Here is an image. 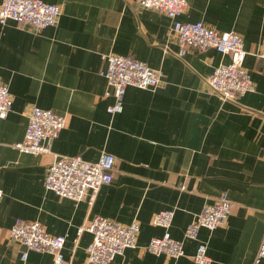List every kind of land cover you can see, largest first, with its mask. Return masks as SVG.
Masks as SVG:
<instances>
[{"label": "crops", "instance_id": "1", "mask_svg": "<svg viewBox=\"0 0 264 264\" xmlns=\"http://www.w3.org/2000/svg\"><path fill=\"white\" fill-rule=\"evenodd\" d=\"M41 1L61 8L55 26L38 32L13 21L0 26V84L12 97L0 121V264H52L49 254L30 252L22 260L24 248L9 238L16 219L65 236L63 264H89L85 250L92 236L77 237V230L96 217L140 227L136 247L110 264H196L200 243L210 264H252L264 237V0H186L178 18L242 37L243 67L254 90L233 102H223L207 85L229 57L214 49L179 57L172 21L141 9L139 0ZM107 55L144 63L160 73L161 84L128 87L122 113L109 115L113 98L99 75ZM31 107L67 119L48 154L15 149ZM102 154L115 158L113 180L91 206L44 189L54 155L93 163ZM222 195L232 205L226 225L186 240L187 225ZM161 211L174 214L168 229L151 224ZM165 235L183 243L182 257L147 252L152 238Z\"/></svg>", "mask_w": 264, "mask_h": 264}, {"label": "built area", "instance_id": "2", "mask_svg": "<svg viewBox=\"0 0 264 264\" xmlns=\"http://www.w3.org/2000/svg\"><path fill=\"white\" fill-rule=\"evenodd\" d=\"M138 6L164 14L172 21L171 32L179 46V57L190 49L198 52L214 49L221 55L229 57L227 64L214 68L207 78L209 91L220 100L233 102L254 90L250 75L243 67L245 52L240 35L233 31L219 33L202 22L179 21L178 18L186 9V0H139ZM60 15L59 6L46 4L41 0H0V26L13 21L38 32L55 26ZM259 58L263 61L264 75V51ZM101 59L104 69L99 75L104 77L111 90L105 95H111L113 98V104L106 109L109 115L122 113L123 98L128 87L152 89L162 82L159 72L151 70L132 57L107 55ZM11 106L12 97L9 90L7 86L0 84V121L6 118ZM66 125L65 116L31 107L23 140L15 145V149L24 154H48L52 141ZM114 170L115 158L110 154H102L98 161L93 163L86 162L78 156L54 155V160L47 169L43 187L60 198L74 202L86 201L91 206L100 188L112 183ZM231 207L226 195H222L216 203L204 206L195 220L187 225L184 231L185 239L197 241L200 229L210 231L225 226ZM173 216L172 211H161L153 215L151 224L168 229ZM139 228L135 222L124 226L106 218L96 217L86 227L77 230V237L83 232H88L92 236L91 243L85 250L89 264H110L124 250L136 247ZM9 238L24 248L21 256L23 261L27 259L28 253L33 252L51 255L52 264L64 263L62 251L66 237L47 233L37 221L16 219L10 229ZM145 248L154 256L163 255L177 259L184 255L183 243L166 235L162 238H152ZM193 259L196 264H210L205 245L202 243L197 245ZM262 260L264 237L252 264H260Z\"/></svg>", "mask_w": 264, "mask_h": 264}]
</instances>
